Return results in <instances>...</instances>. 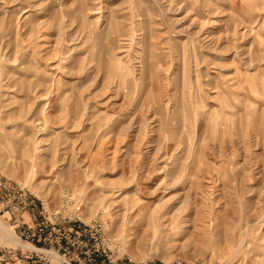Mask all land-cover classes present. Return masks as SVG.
Segmentation results:
<instances>
[{
  "label": "rangeland",
  "instance_id": "374dc122",
  "mask_svg": "<svg viewBox=\"0 0 264 264\" xmlns=\"http://www.w3.org/2000/svg\"><path fill=\"white\" fill-rule=\"evenodd\" d=\"M62 199L115 261L264 264V0H0V241Z\"/></svg>",
  "mask_w": 264,
  "mask_h": 264
},
{
  "label": "built area",
  "instance_id": "2783aa9c",
  "mask_svg": "<svg viewBox=\"0 0 264 264\" xmlns=\"http://www.w3.org/2000/svg\"><path fill=\"white\" fill-rule=\"evenodd\" d=\"M0 208L6 213L3 218H7L18 207L2 201ZM31 209L25 214V222L19 215L11 217L14 222L9 224L13 227L10 232L25 245L0 241V264H129L103 254L115 246L99 232L98 219L76 218L67 210V200H59L46 213L37 208L32 213Z\"/></svg>",
  "mask_w": 264,
  "mask_h": 264
},
{
  "label": "bare ground",
  "instance_id": "6f19581e",
  "mask_svg": "<svg viewBox=\"0 0 264 264\" xmlns=\"http://www.w3.org/2000/svg\"><path fill=\"white\" fill-rule=\"evenodd\" d=\"M0 227H1V225H0ZM4 232H6V233H10L8 229H7V230H5Z\"/></svg>",
  "mask_w": 264,
  "mask_h": 264
}]
</instances>
